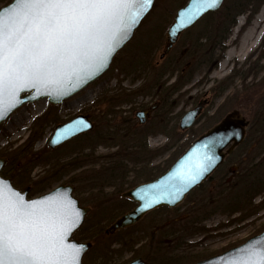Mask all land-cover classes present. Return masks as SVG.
<instances>
[{"label":"rangeland","instance_id":"1","mask_svg":"<svg viewBox=\"0 0 264 264\" xmlns=\"http://www.w3.org/2000/svg\"><path fill=\"white\" fill-rule=\"evenodd\" d=\"M10 1L0 0V8ZM186 1L155 0L153 9L132 39L115 55L103 77L65 101L81 99L88 111L93 108L101 80L140 76L142 81L152 82L153 75L161 73L174 76L181 86L171 98L177 103L172 117L175 127L166 128L165 138L159 134L152 136L154 150L174 144L178 138L177 149L182 153L195 138L231 111L245 116L252 124L255 114L264 111V0H224L218 11L205 15L183 32L173 49L163 56L165 60L160 61L167 46V30ZM240 5L245 10L236 13L235 6ZM216 39L220 42L214 44ZM181 52H186L182 59ZM157 62L159 68L155 72ZM199 103L202 111L196 124L180 131V117ZM48 105L44 99L27 104L0 125V157H5L8 165L10 159L17 163L18 169L14 166L13 175L8 173L9 179L20 191L29 188V199L61 183L76 181L74 196L82 206L91 209L80 234L73 236L92 244L82 264H128L137 258L147 264L161 261L193 264L264 231V136L259 135L261 138L250 146L245 144L226 157L224 164L177 207L154 210L131 227L104 234L114 220L135 207V203L122 195L150 179L130 175L121 191L102 189L93 178H86L89 168L68 165L81 160V156L70 152L76 146L61 147L53 154L46 152V142L54 128L53 122L43 117L47 111L42 114ZM254 129L255 126H249L248 137L254 136ZM110 152L98 149L85 154L97 158ZM55 162L64 166L55 167ZM5 169L4 166L2 170ZM79 179H84L83 183ZM241 194L243 203L237 204ZM235 208L238 210L232 211Z\"/></svg>","mask_w":264,"mask_h":264},{"label":"snow or ice","instance_id":"2","mask_svg":"<svg viewBox=\"0 0 264 264\" xmlns=\"http://www.w3.org/2000/svg\"><path fill=\"white\" fill-rule=\"evenodd\" d=\"M220 0H210L208 7ZM152 0H15L0 13V115L21 86L59 84L68 70L98 71ZM138 5L129 16V9ZM7 97V103L6 98ZM211 163V158H208ZM195 179V177H193ZM25 203L0 184V264H67L58 210ZM75 213L72 225L79 221ZM76 259L79 248L70 250ZM78 264V261H77ZM243 264H264V252Z\"/></svg>","mask_w":264,"mask_h":264},{"label":"water","instance_id":"3","mask_svg":"<svg viewBox=\"0 0 264 264\" xmlns=\"http://www.w3.org/2000/svg\"><path fill=\"white\" fill-rule=\"evenodd\" d=\"M223 1L220 0L218 5L208 7L210 0H187L176 11L173 22L167 30V46L161 58L172 49L183 32L193 27L205 15L218 11ZM154 3L155 0H152L151 4L145 5L146 10L141 12L137 23L128 30V35L120 41L101 69L98 71L87 69L81 71V67L77 66L75 70L70 69L66 73L60 74L57 77L60 81L59 84H41L36 87L21 86L22 90L17 92L15 99L11 101V106L6 107V110L0 115V125L17 109L27 104L44 99L47 100L48 104L57 106L101 77L109 69L115 55L132 39L143 19L153 9ZM14 5L15 0H12L0 8V13H6ZM137 7L138 5H133L129 9V16L136 12ZM5 99L7 103V97ZM201 111L202 104L199 103L185 112L179 122V129L183 132L192 128ZM248 125L249 121L238 112L232 111L226 114L210 129L195 138L164 173L126 191L122 197L129 199L136 206L114 220L105 230V234L111 235L131 227L145 215L158 208L177 207L192 190L201 186L221 166L227 155L243 142ZM92 128V123L86 118L77 117L68 123L56 126L47 146L50 149H55L65 142L91 131ZM208 158H211V163ZM6 162L5 157H0V184L22 196L25 203L44 202L42 205L44 208L56 209L59 213H67L66 217L64 215L55 217L57 223L63 221L68 226L62 241L63 246L69 250L67 264H77V261L78 264H82V259L91 249L92 244L74 239L73 235L82 226L91 210L90 207L82 206L74 196V187L67 184L55 186L37 197L27 198L29 188L20 191L13 186L10 179L1 176V171ZM77 212L80 214L79 221L72 225L71 222ZM75 248H79L81 251L74 260L71 258L70 250ZM261 252H264V231L236 247L193 264H243L244 261H248L252 257L253 253ZM128 264H147V262L142 258H137Z\"/></svg>","mask_w":264,"mask_h":264},{"label":"flooded vegetation","instance_id":"4","mask_svg":"<svg viewBox=\"0 0 264 264\" xmlns=\"http://www.w3.org/2000/svg\"><path fill=\"white\" fill-rule=\"evenodd\" d=\"M217 42L220 41L216 39ZM164 60L165 57L160 58V61ZM178 62L179 60H177ZM158 68L159 63L157 62L154 65L153 71L157 72ZM153 76L152 82H144L140 76L129 80L127 78L119 80L115 76L111 79L108 77L101 80L98 84L99 90L93 102V108L88 111L84 109L81 99L78 102L75 100H64L57 106L49 104L42 112L44 114L47 111L43 117L54 124V128L46 142V152L53 154L61 147L68 145L76 146L77 148L70 152L81 156V160L79 163L68 165H72L75 168L81 167V169L89 168L86 172V178L95 179L102 189L111 188L114 191H121L123 185L127 183L125 179L130 175L152 180L164 173L182 154L177 149L180 139L175 138L174 144H164L157 150H154L156 146L150 140L154 138L152 136H155V134H159L165 138L166 134L164 131L166 128L172 129L175 127V119L172 117L175 114L173 110L177 103L175 100L172 101L171 98L180 91V84L171 75L166 76L156 73ZM102 77L103 75L98 79ZM168 78L169 81H167ZM125 87H131L133 90L125 89ZM55 110H58V114H55ZM77 117H84L90 121L93 125L92 130L65 142L55 149H50L47 143L53 135L56 126L68 123ZM180 120L181 117L179 122ZM249 126H251L250 121L243 142L227 155V158L235 153L237 149L245 147V144L250 146L260 136H264V133L261 132L260 124L258 125L259 128L255 126L256 129L253 131L255 133L254 136L250 137L249 135L248 137L247 131ZM92 141L95 143L93 144ZM84 142H86L85 145H83ZM98 149L111 152L97 158L90 155ZM85 151H88L90 154H85ZM226 157L221 166L224 164ZM54 164L55 167L64 166L56 162ZM5 168H11H9L8 162ZM91 168L94 170H90ZM8 173L13 175L9 171ZM9 174L5 178L9 179ZM83 180L79 179L78 182L83 183ZM61 184L73 186L74 192H76V181L74 184L72 181Z\"/></svg>","mask_w":264,"mask_h":264},{"label":"trees","instance_id":"5","mask_svg":"<svg viewBox=\"0 0 264 264\" xmlns=\"http://www.w3.org/2000/svg\"><path fill=\"white\" fill-rule=\"evenodd\" d=\"M11 2V1H10ZM236 7V13H238V12H243L245 9H244V6L243 5H240V6H235ZM232 22H233V20H231L230 21V24H232ZM229 24V25H230ZM225 32H228V30H226ZM216 42H214V44H215ZM185 54H186V52H185ZM185 54H183L182 52H181V54H180V57H181V59L182 58H184L185 57ZM180 60V59H179ZM177 61V60H176ZM179 63V62H178ZM183 70V69H182ZM186 81H188V79H186L185 81H184V83L186 82ZM183 83V84H184ZM181 86V85H180ZM264 108V107H263ZM261 124V127H260V129H261V132H263L264 133V111H263V113H257V114H255V118L253 119V122H252V124H251V127L253 128V126H256V128H259V126L258 125H260ZM255 128V129H256ZM10 161L12 162V159H10ZM10 162V165L9 166H11V168L10 169H5V170H2V172H1V175L3 176V177H7V175H8V171L9 172H13V170H14V166L15 165H17V163L16 164H14V162H12L11 163ZM15 169H18V168H16V166H15ZM7 172V175L5 174ZM95 180V179H94ZM93 180V181H94ZM200 187V186H199ZM199 187H197V188H199ZM77 191V190H76ZM243 200H244V197L242 196V194L241 195H239L238 197H237V199H236V201H237V204H240L241 202L243 203ZM162 208H165V207H162ZM162 208H158V209H156V210H161ZM238 210V208H235V209H233L232 211H237ZM80 230V229H79ZM79 230L76 232L77 234H80V232H79ZM97 233H99L100 234V231L99 232H97ZM105 234V233H104ZM83 235H85L84 233H83ZM105 237H108V236H105ZM176 261V260H175ZM200 261V260H199ZM174 262V261H173ZM198 262V261H197ZM196 263V262H195ZM158 264H171V262H168V261H161V262H158Z\"/></svg>","mask_w":264,"mask_h":264},{"label":"bare ground","instance_id":"6","mask_svg":"<svg viewBox=\"0 0 264 264\" xmlns=\"http://www.w3.org/2000/svg\"><path fill=\"white\" fill-rule=\"evenodd\" d=\"M18 119H19V117L16 118V120H18Z\"/></svg>","mask_w":264,"mask_h":264}]
</instances>
